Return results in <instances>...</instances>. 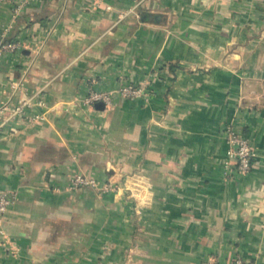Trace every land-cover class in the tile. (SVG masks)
Listing matches in <instances>:
<instances>
[{
  "label": "crops",
  "instance_id": "crops-1",
  "mask_svg": "<svg viewBox=\"0 0 264 264\" xmlns=\"http://www.w3.org/2000/svg\"><path fill=\"white\" fill-rule=\"evenodd\" d=\"M1 43L0 99L45 118L0 130V264H264V0H0ZM147 80L146 100L114 95Z\"/></svg>",
  "mask_w": 264,
  "mask_h": 264
},
{
  "label": "built area",
  "instance_id": "built-area-1",
  "mask_svg": "<svg viewBox=\"0 0 264 264\" xmlns=\"http://www.w3.org/2000/svg\"><path fill=\"white\" fill-rule=\"evenodd\" d=\"M17 47L14 43H1L0 54L5 50H15ZM13 97L15 94L23 93L24 85L21 82L12 84ZM121 98L136 100L139 98H147L149 90L146 86H136L133 84H124L121 86L117 93ZM97 102H103L105 104H111L113 102L112 93L108 92H96L91 90L89 94L84 98V103L87 105H93ZM44 108L45 102L42 98H36L35 96L23 95V97L14 106L10 105L9 101L0 99V130L15 120H25L28 123H34L36 121L44 120L45 113L35 112V108ZM17 128H12L11 133H17ZM225 139L228 144V161L227 166H230V162H235L234 171L232 172V178L237 176H246L252 170L254 152L251 147L248 137L242 134L234 125L227 126L225 128ZM99 183L92 178H88L83 175L77 176L72 184L71 189H77L82 186H97ZM12 200L6 196H0V243L2 244L6 239L5 230V215L11 205ZM227 264H250L243 259H235Z\"/></svg>",
  "mask_w": 264,
  "mask_h": 264
},
{
  "label": "rangeland",
  "instance_id": "rangeland-1",
  "mask_svg": "<svg viewBox=\"0 0 264 264\" xmlns=\"http://www.w3.org/2000/svg\"><path fill=\"white\" fill-rule=\"evenodd\" d=\"M133 85H136V86H140V87H142V86H144L143 84H137V83H132ZM152 84V82L151 81H149V80H147V81H145V86H146V88L147 89H149L148 88V85L150 86ZM123 86V85H122ZM121 87V86H120ZM119 87V88H120ZM119 88L115 91V93H117L118 92V90H119ZM140 100H142V99H144V100H146L145 98H139ZM139 99H136V100H139ZM128 100H130V101H135V100H131V99H128ZM84 105H87V104H85L84 103ZM89 106V105H88ZM83 176H85V175H83ZM77 177V176H76ZM75 177V178H76ZM87 177V176H86ZM132 177V174H129V176H126V179H125V184L127 183V181L130 179ZM74 178V179H75ZM88 178H90V177H88ZM93 179V178H92ZM96 180V179H95ZM97 181V180H96ZM73 182V181H72ZM98 182V181H97ZM99 183V182H98ZM108 182H106V183H99L97 186H82V187H79V188H77V189H71L70 188V190H74V191H78V190H80V189H82V188H89V189H92V190H96L97 192H98V194L99 195H102V196H105V195H107L106 193H112V192H119L121 189H116L114 186H112L110 183L109 184H107ZM72 184V183H71ZM70 187H71V185H70ZM123 192H124V196H127V194H128V192L129 193H132L133 191L132 190H129V189H127V188H125L124 190H122ZM136 199H142V198H144L145 197V195H144V193H141V191H139L138 192V194H135V196H134ZM138 204H136V206H137ZM137 207H139V206H137Z\"/></svg>",
  "mask_w": 264,
  "mask_h": 264
}]
</instances>
